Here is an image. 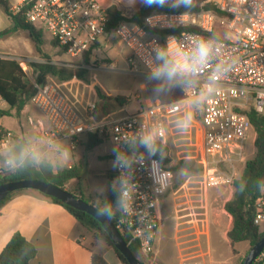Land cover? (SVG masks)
I'll return each mask as SVG.
<instances>
[{
	"label": "built area",
	"instance_id": "built-area-1",
	"mask_svg": "<svg viewBox=\"0 0 264 264\" xmlns=\"http://www.w3.org/2000/svg\"><path fill=\"white\" fill-rule=\"evenodd\" d=\"M207 3L214 10L200 7L187 11L183 17L186 11H156L146 16L142 24L121 21L112 29L117 42L131 52L127 61L132 74L140 73L141 69L147 72L145 58L164 46L170 37L186 52L197 41L211 38L219 50L211 66L228 60L235 61V67L221 77L206 103L192 105L191 101L211 80V68L188 77L190 83L180 87L181 96L174 101L151 100L134 113L101 117L96 116L97 102L90 94L77 99L66 82L47 77L43 84L33 81L35 94L31 102L51 125V141L98 134L111 138L115 146L117 138L135 135L142 129L152 130L159 134L157 143L168 149L169 143L178 148L177 142L185 141L188 149L183 158L196 162L200 168V189L204 194L212 188L233 187L241 176L239 167L246 163V146L252 130L248 113L255 110L264 115V0H207ZM21 9L27 23L46 30L58 48L72 58L82 60L91 46L108 35V8L99 0H24L13 12ZM153 31L165 35L161 37ZM188 112L194 114V120L185 130L179 125ZM13 147V132L0 122V152L12 151ZM139 151L143 153L144 149ZM153 161L157 164L156 174H164L160 183L153 179ZM9 175L0 173V183ZM114 175L117 177L119 170L114 169ZM172 178L173 172L155 156L146 155L144 165L137 164L134 168L132 214L124 216L120 212L118 221L123 219V223L118 222L116 227L122 237L138 245L142 256L154 253L161 203L172 186ZM253 211L254 224L264 229V187ZM257 261H264V248ZM181 264L191 263L184 260Z\"/></svg>",
	"mask_w": 264,
	"mask_h": 264
},
{
	"label": "rangeland",
	"instance_id": "rangeland-1",
	"mask_svg": "<svg viewBox=\"0 0 264 264\" xmlns=\"http://www.w3.org/2000/svg\"><path fill=\"white\" fill-rule=\"evenodd\" d=\"M115 1L124 12L125 17L132 16L140 3L137 0L134 6H128L127 0ZM206 4L207 0H194V6L203 7ZM229 38L232 39L231 36ZM43 54L38 55L41 62L47 57L51 61L55 60L53 63L58 65L88 69L87 79L79 80L80 86L86 89V93L90 94L91 99L99 103L102 114L115 112L120 108H124L125 113L135 112L138 108L137 103L144 102L148 97L150 86L154 83V81H147L146 75L129 73L130 66L127 58L131 52L126 46H120L112 34H108L99 43L88 65H85L79 58L66 55L61 50L51 51L45 45ZM20 63L28 79L31 82L36 81L37 71L32 65L35 62L22 59ZM136 95H139V99H136ZM117 97L120 98L119 101L116 99ZM171 99L173 97L161 100L170 101ZM2 121L18 136H24L25 139L37 135L39 121L46 125L49 134L52 131L51 125L44 115L31 101L21 117L5 116ZM42 133L40 131L36 138L42 136ZM49 138L52 140L50 136ZM77 138L70 139L71 142L64 138L56 140L52 145L51 155H54L55 148L71 149L75 158L72 157L70 162H76L71 166L80 169L81 177L73 184L68 182L65 189L77 196L80 194L75 191L80 190L86 201L99 204L106 198L111 183L116 178L112 167L114 144L111 138H104L99 147L89 149L86 147V134H83L79 139L82 146L75 143ZM254 139L255 132L252 129L246 146V161L253 158L255 154ZM22 140L17 139L16 143ZM72 144H75L77 148L74 149ZM169 145L167 156L170 157L171 162L168 167L173 169V178L168 195L178 191L176 201L172 204L169 202L161 204V224L155 241L154 253L148 257L139 254L138 259L144 264H180L184 260H188L191 264H204V262L206 264H242L247 255L243 252L245 244L232 245L230 243L227 232L231 228V222L224 210V205L231 197L234 187L212 188L204 194L200 189V168L196 162L183 158L187 155L183 152L188 149L184 146L185 141L177 142L178 148L172 146V143ZM182 162H186L190 167H184ZM54 166L56 172L68 168L67 166L57 167L56 162H54ZM244 168L245 164L239 167L240 174L243 173ZM173 228L174 230L176 228L178 233L179 246L174 239ZM87 236L90 244L100 241L89 229H87ZM210 248L211 254L209 255ZM239 253L240 255H238ZM181 255H183L182 261Z\"/></svg>",
	"mask_w": 264,
	"mask_h": 264
},
{
	"label": "trees",
	"instance_id": "trees-1",
	"mask_svg": "<svg viewBox=\"0 0 264 264\" xmlns=\"http://www.w3.org/2000/svg\"><path fill=\"white\" fill-rule=\"evenodd\" d=\"M0 6L3 8L5 13L9 16L12 21V27L5 29L0 32V38L8 36L17 30H26L31 38L35 52L38 55L43 54V46L45 45L43 39L42 28H37L36 26L27 23L24 18V9H21L18 13H14L8 0H0ZM206 10H214L212 4L207 3L203 6ZM199 6H193L191 9L179 8L172 9L170 7H145L144 5L135 12L130 17H125L123 13L118 10L115 6L108 8V15L110 18V23L108 26V34H112V29L118 25L121 21H127L130 23L142 24L143 20L149 14L156 11H167V12H182V11H197ZM157 34L158 32L153 31ZM161 37L164 33H158ZM214 37H218L214 34ZM52 45L58 47L56 42L53 40ZM99 45L91 46L90 49L83 55L82 61L85 65H88L92 51ZM65 53L63 50H61ZM37 71L36 82L43 84L47 77H52L58 82H67L73 79L86 80L88 69L85 67L71 68L65 65H58L51 61L50 58H45L44 62L33 63L32 64ZM35 94V88L33 82H31L26 72L23 70L19 61L0 57V98L8 105V110H0V117L12 116L21 117L22 111L26 108L32 97ZM118 101L120 98H116ZM14 111V113H12ZM100 106L97 103L96 116L101 117L106 114L100 113ZM252 129L255 132L254 147L255 154L253 158H250L245 163V168L241 176L235 180L234 194L233 197L227 201L224 205V210L232 217V225L230 230L227 232V238L232 245L236 243H248V251L262 238L264 230L262 231L260 227L256 226L253 222L254 211H250V208L255 206L257 199L260 197L262 189L264 187V115L258 114L255 110H251L248 113ZM87 144L86 147L89 149L99 147L105 137H99L98 134H86ZM159 154L155 155L162 164L168 167L171 162L168 154V147L158 144ZM25 148L24 142L20 141L14 144L12 151H18L20 148ZM162 157V158H161ZM182 165L189 168L190 165L186 162H182ZM169 168V167H168ZM172 172L173 169L169 168ZM81 171L79 168L71 167L64 168L55 172L54 166L51 162L47 160H42L41 163L35 165L34 167L28 168L26 171L20 172L18 174H10L4 177L2 182H12L21 180H40L54 184L61 188H66V184L74 179H80ZM72 193L70 190H68ZM13 195L10 194L3 201L0 202V207ZM80 198L85 200V197L80 194ZM55 203L63 206L69 213H71L86 229L94 232L97 240L103 241L108 246L112 247L122 264H128L126 259L119 253V251L114 247L112 241L104 231L100 224L89 214L76 210L63 204L61 201L49 197ZM115 197L112 194L111 188L109 189L106 198L99 204L92 203L91 201H86L96 208L98 205L103 204L105 201H114ZM120 217V212L117 211L116 218L111 219V221L116 226L118 219ZM124 240L127 242L132 253L138 258L140 251L136 243H130L128 238L123 236ZM37 254V249L29 242L21 233L15 232L10 238L9 242L6 244L2 252L0 253V264H30V261L35 258ZM256 261L253 263L255 264ZM92 264H106V261L97 254L93 255ZM144 264V263H142Z\"/></svg>",
	"mask_w": 264,
	"mask_h": 264
},
{
	"label": "crops",
	"instance_id": "crops-1",
	"mask_svg": "<svg viewBox=\"0 0 264 264\" xmlns=\"http://www.w3.org/2000/svg\"><path fill=\"white\" fill-rule=\"evenodd\" d=\"M23 1L24 0H8L12 9L20 6ZM99 1L107 8L115 6L124 14L115 0ZM142 5L143 4L139 3L135 12H137ZM11 27V19L0 6V32ZM43 39L45 46H48L49 50L54 52L60 50L58 47L52 46L53 39L46 32V30H43ZM104 39L105 37L102 38L100 42H102ZM0 57L14 59L19 62L22 59H26L35 63L41 62V59L35 52L34 44L29 37L28 32L21 29L8 36L0 38ZM54 61L55 60H52V62ZM146 74L147 72L141 69L140 73L134 75ZM65 84L67 87H70L69 90L71 95H73L75 98L80 99L82 96L87 97L86 89L80 86L79 80L73 79L66 82ZM155 84L156 82L150 86L148 90V97L144 100V102L137 103L138 108L136 111L140 109V107H145L148 105L151 100L156 102H169L162 101L161 99L173 97V99L170 101H174L181 96L180 87H173L164 93L154 94L152 89L154 88ZM136 99H139V95H136ZM8 109V105L3 100H0V110ZM24 112L25 109L22 111L21 116L24 114ZM12 113H14V111H12ZM111 113L123 115L125 114V111L124 108H120L117 111ZM2 118L0 120L2 127L10 130L14 134V144L16 143L17 139H23L22 142H24L25 148L39 150L42 155L41 161L47 160L54 166V162H57L59 157L55 151L54 155H51L53 141L50 140V134L47 131L46 125L42 121H39L36 130L37 135L40 133V131H42V136L36 138V135L34 137H30L29 139H25L24 136H18V134L13 131V129L6 126L3 123ZM78 137L79 138L75 140V143L80 142L79 139L82 137V135ZM69 141L71 142L70 139ZM80 145L82 146V144ZM72 146L74 149L77 148L75 144H72ZM72 157L75 158L74 153H72ZM74 163L76 162L68 163L67 167H73L71 165ZM74 181H76V179L70 181L69 183L73 184ZM75 192L82 194L80 190H76ZM168 193L169 192H167L163 198L162 203H175L176 194L178 191H174L169 195ZM233 194L234 191H232L231 197L227 201L233 197ZM228 216L232 225V217L229 214ZM15 232L21 233L29 242L34 244L37 249V254L35 258L30 261V264H92V258L94 254L100 255L106 261V264H122L121 260L112 247L106 245L102 241H98L95 244H90L88 241L87 229L81 225V223L63 206L55 203L53 200H51V198H49V196H46L36 190L26 189L16 191L0 207V253ZM173 232L175 235L174 239L177 241L176 244L179 246L176 228L175 230L173 228ZM241 244H245L243 252L246 253L249 248V244L245 242H242ZM208 254H211V248L208 251ZM238 255H240V253ZM180 257L182 261L183 255ZM204 264H206V262H204ZM255 264H264V261H257Z\"/></svg>",
	"mask_w": 264,
	"mask_h": 264
},
{
	"label": "clouds",
	"instance_id": "clouds-1",
	"mask_svg": "<svg viewBox=\"0 0 264 264\" xmlns=\"http://www.w3.org/2000/svg\"><path fill=\"white\" fill-rule=\"evenodd\" d=\"M139 2L150 8L167 6L172 9H191L194 6V0H139ZM136 3L137 0H127L128 6H134ZM186 14L187 11L181 17ZM218 52L211 38L197 41L192 49L186 52L179 49L175 39L170 37L164 46L157 48L150 57L145 58L148 69L146 80L156 82L152 91L154 94H160L173 87L189 84L188 77L198 76L201 70L211 68L213 73L211 80L203 86L198 97L191 101L192 105H202L215 93V85L221 77L235 67V61L228 60H223L212 67L211 61ZM193 120L194 114L188 112L179 126L186 130L192 125ZM158 135L155 131L142 129L135 135L117 138L116 145L112 149L114 155L112 167L119 170V175L111 183L115 200L98 205L95 211L97 217L111 220L116 218L117 211L124 216L132 214L133 194L136 188L133 183L134 168L137 164L144 165L146 155L151 158L159 154ZM52 144L54 145L55 142L53 141ZM141 148L144 149L143 153L139 151ZM54 151L59 157L56 162L57 167H66L72 159L71 149L55 148ZM41 159L42 155L37 149L22 147L18 151L0 152V173L18 174L41 163ZM156 165L153 161V179L155 183H160L164 174H156ZM118 222L123 223V219Z\"/></svg>",
	"mask_w": 264,
	"mask_h": 264
},
{
	"label": "water",
	"instance_id": "water-1",
	"mask_svg": "<svg viewBox=\"0 0 264 264\" xmlns=\"http://www.w3.org/2000/svg\"><path fill=\"white\" fill-rule=\"evenodd\" d=\"M32 189L40 193L55 198L63 204L72 207L76 210L83 211L92 216L106 231L114 247L126 259L128 264H142V262L132 253L126 241L118 231L117 227L111 220L100 219L95 215L96 207L79 196L70 193L65 188L58 187L54 184L40 181V180H21L6 182L0 185V202L3 201L10 194L20 191ZM253 211V208H250ZM264 248V234L262 238L248 251L242 264H253L258 258L259 254Z\"/></svg>",
	"mask_w": 264,
	"mask_h": 264
}]
</instances>
